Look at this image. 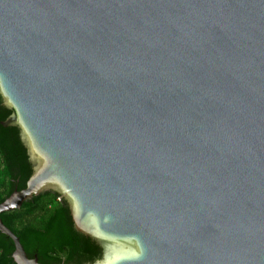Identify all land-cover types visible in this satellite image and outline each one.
I'll return each mask as SVG.
<instances>
[{"label": "water", "instance_id": "95a60500", "mask_svg": "<svg viewBox=\"0 0 264 264\" xmlns=\"http://www.w3.org/2000/svg\"><path fill=\"white\" fill-rule=\"evenodd\" d=\"M0 94V213L57 192L90 264H264V0H0Z\"/></svg>", "mask_w": 264, "mask_h": 264}, {"label": "trees", "instance_id": "16d2710c", "mask_svg": "<svg viewBox=\"0 0 264 264\" xmlns=\"http://www.w3.org/2000/svg\"><path fill=\"white\" fill-rule=\"evenodd\" d=\"M11 111L0 94V202L24 188L32 173L19 127L1 124ZM0 218L40 264H90L102 255L95 240L75 227L66 200L56 192L33 195ZM13 250L12 240L0 232V264H16Z\"/></svg>", "mask_w": 264, "mask_h": 264}, {"label": "flooded vegetation", "instance_id": "af4514ba", "mask_svg": "<svg viewBox=\"0 0 264 264\" xmlns=\"http://www.w3.org/2000/svg\"><path fill=\"white\" fill-rule=\"evenodd\" d=\"M57 193V192H56Z\"/></svg>", "mask_w": 264, "mask_h": 264}]
</instances>
